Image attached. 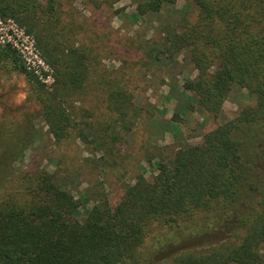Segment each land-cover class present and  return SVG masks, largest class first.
<instances>
[{"label": "trees", "instance_id": "trees-1", "mask_svg": "<svg viewBox=\"0 0 264 264\" xmlns=\"http://www.w3.org/2000/svg\"><path fill=\"white\" fill-rule=\"evenodd\" d=\"M176 1L135 0L134 5L135 21H156L157 36L141 49L143 60L168 77L164 97L175 102L168 127L177 129L189 104L204 119L218 120L222 102L236 96L237 110L198 142L178 145L169 158L149 164L147 157L151 175L136 172L114 204L102 192L91 202L85 193L75 196L57 169L47 170L40 161L14 167L24 147L16 143L18 130L6 128L12 141L0 143V264H143L140 249L153 229L212 215L233 221V240L181 250L160 264H264V173L256 162L264 139V0H186L181 8ZM162 9L166 20L151 17ZM0 17L31 34L53 70L46 89L24 70L13 49L0 46V59L29 81L40 104L38 117L54 141L72 130L77 137L89 132L90 114L69 97L83 88L91 50L54 38L59 18L54 1L0 0ZM179 56L195 72L180 86L171 72ZM105 106L123 130L148 111L138 96L112 80ZM77 113L80 122L73 121Z\"/></svg>", "mask_w": 264, "mask_h": 264}, {"label": "rangeland", "instance_id": "rangeland-1", "mask_svg": "<svg viewBox=\"0 0 264 264\" xmlns=\"http://www.w3.org/2000/svg\"><path fill=\"white\" fill-rule=\"evenodd\" d=\"M53 1L59 17L54 38L71 47L91 50L90 70L83 88L69 98L75 100L73 104L77 108L87 110L90 116L86 119L93 128L87 133L84 129L78 137L75 136L76 130H72L67 138L55 142L38 117L40 104L34 98L29 81L22 72L10 69L6 61L0 59V143L12 141L4 135L9 128L18 130L21 140L16 143L24 147L19 158L13 161L14 167H23L30 160L40 161L47 170L57 169V175L75 196L77 192L85 193L91 202L102 192L107 201L114 204L121 195L122 186L132 182L136 172L142 169L146 177L151 175L153 167L148 165L147 157L149 164L158 158H169L178 145L198 142L201 134L237 110L239 101L236 96H229L222 102V116L218 120L204 119L189 104V110L180 119L177 129L169 128L167 120L173 113L175 102L164 97L168 77L161 69L143 60L141 49L149 45L145 40L157 36L153 27L156 21L150 18L134 20L135 0ZM185 1L177 0L175 7L181 8ZM189 10L193 16V8ZM167 14V10L162 9L151 17L164 21ZM26 34L32 38L40 55L34 37ZM0 46L7 45L0 43ZM180 58L171 70L173 82L178 86L182 78L192 77L195 73ZM111 80L120 81L148 109L128 130L114 125L112 115L106 109L105 92ZM43 84L50 89L52 81ZM80 119L77 113L73 121L80 122ZM111 123L113 126L108 127ZM30 127L34 130L33 135L29 132ZM257 149V166L264 173V139ZM222 217L194 218L176 226L153 229L140 249L143 264H160L181 250L198 251L233 240L230 227L233 221Z\"/></svg>", "mask_w": 264, "mask_h": 264}, {"label": "built area", "instance_id": "built-area-1", "mask_svg": "<svg viewBox=\"0 0 264 264\" xmlns=\"http://www.w3.org/2000/svg\"><path fill=\"white\" fill-rule=\"evenodd\" d=\"M0 43L13 49L24 70L34 75L40 82L52 81L51 68L38 54L32 38L13 20L0 18Z\"/></svg>", "mask_w": 264, "mask_h": 264}]
</instances>
